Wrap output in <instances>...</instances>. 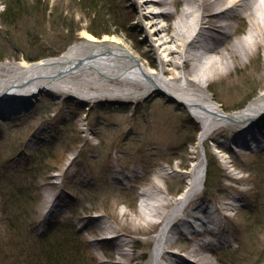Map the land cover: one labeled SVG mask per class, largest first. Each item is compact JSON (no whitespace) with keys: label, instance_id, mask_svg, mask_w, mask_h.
<instances>
[{"label":"rangeland","instance_id":"1","mask_svg":"<svg viewBox=\"0 0 264 264\" xmlns=\"http://www.w3.org/2000/svg\"><path fill=\"white\" fill-rule=\"evenodd\" d=\"M108 1L120 25L111 19L108 9L100 11V0H20L19 8L11 11L10 22L4 23L1 16L7 12L9 0H0V63L60 56L87 33L98 40H121L150 71L163 65L161 59L166 64V53L159 55L152 47L155 43L147 44L140 31L135 4ZM183 6L185 3L177 0L176 5L163 10L179 11ZM93 20L96 32L109 30L111 34L93 35ZM176 20L177 15L161 18L158 26H170L173 34ZM235 20L231 56L228 52L214 55L215 63L211 57L204 59L215 65L214 70L221 67V61L228 65L227 70L222 67L224 71L207 74L205 81L209 93L227 113L244 109L264 91V44L255 42L250 57L239 45L247 32L255 33L254 19L243 13ZM188 31L186 40L193 28ZM177 60L181 69L166 66L173 72L164 78L186 72L193 80L202 72L192 71L191 62L184 68L183 60ZM164 92L134 98L133 102H88L43 92L22 104L15 116L0 114V189L9 201L4 211L0 200V264H47L40 258L42 245L51 243L55 228L67 234L69 222L85 241L81 248L84 264H150L162 218L146 223L141 215L145 204L142 193L149 189L153 202L165 199L169 211L170 204L186 189L194 159L203 155L206 178L209 158L214 157L220 173L215 171L219 178L205 182L193 205H209L218 214V220L207 227L214 235L203 230V220L196 219L192 227L176 225L169 252L160 263L264 264V226L252 223L256 212L264 214V182L255 172L259 167L264 174V139L262 145L255 144L252 135L217 131L198 149L190 142L194 133L198 138L201 125ZM78 134L81 142L76 141ZM228 134L238 138L237 143H232ZM51 150L56 171L44 177L26 172L33 153L43 151L46 156ZM13 182L24 184L17 188ZM53 196L59 208L49 222L43 221V211ZM17 214H22L19 224L15 223ZM198 244L204 247L200 259L192 252Z\"/></svg>","mask_w":264,"mask_h":264},{"label":"bare ground","instance_id":"2","mask_svg":"<svg viewBox=\"0 0 264 264\" xmlns=\"http://www.w3.org/2000/svg\"><path fill=\"white\" fill-rule=\"evenodd\" d=\"M130 1L135 4L134 15L140 31L147 38V44L152 46L155 43V47H152L159 51V55L166 53V64L161 59L163 65H159L157 71H150L144 67L140 57L121 40H98L85 33L80 41L60 56L35 62L23 60L15 64L0 63V99L5 101L0 102L3 108L0 110L6 112L19 104L26 105L38 90L68 94L71 98L88 102H133L134 98L165 90L201 125L196 142L198 149L202 150L205 141L217 131H227L232 136L235 130V133L238 131L243 137L245 133L253 137L258 133L264 136V91L244 109L234 113L225 112L209 93L205 81L207 74L213 75L225 68L227 70L228 65L221 61V67L214 70L215 65H208L210 62L204 60L211 57L215 63L213 57L217 56L214 55L222 52L230 55L234 52L231 45L238 24L235 19H239L243 13L254 19L252 21L256 27L255 33L249 31L240 39L239 45L244 55L250 57L255 42L264 44V0H231L230 3L226 0H182L185 6L179 11L163 10L164 7L176 5L177 0ZM221 5L224 6L218 11L210 12ZM173 15H177V20L174 33L170 34V26L158 25L161 18L169 20ZM190 28L193 31L186 40ZM178 58L183 60L184 68L191 62L192 71L200 69L202 72L193 80L186 72L182 76L164 78L173 72L166 66L181 69ZM232 136L228 134L230 141L237 143L238 138ZM205 160L204 155L194 159L186 189L170 204L169 211L165 210V199L157 198L153 202L149 189L142 193L145 203L141 209L142 218L145 216L146 223L157 217L162 218V227L154 236L155 247L150 264H173L166 259V263H160V259L169 252L174 229L178 224L186 223L192 227L196 219L203 220V230L214 235L207 227L209 222L218 220V214L209 205H193L203 193ZM57 208V197H50L43 211V221L49 222ZM192 252L200 259L204 256V247L198 244ZM208 263L211 262H203Z\"/></svg>","mask_w":264,"mask_h":264},{"label":"trees","instance_id":"3","mask_svg":"<svg viewBox=\"0 0 264 264\" xmlns=\"http://www.w3.org/2000/svg\"><path fill=\"white\" fill-rule=\"evenodd\" d=\"M83 2H90L92 0H80ZM20 3V0H9L8 2V10L7 12H4L3 15L1 16L4 23H8L10 22V20L8 19L9 17H12L14 14H12L11 11H13V8L18 7V4ZM111 2H109L108 0H100L99 3V7H101V5L103 7H101L100 11L108 9V13L111 16L112 20H116L117 24L120 25L119 23V18L118 16H116V14L114 12H111L109 9V4ZM101 4V5H100ZM12 22V21H11ZM96 26L94 24V20L92 21V24L90 25V32L97 36V37H101L105 34H111V32L109 30H105L102 32H96L93 27ZM69 29V28H67ZM76 36H74L70 42L74 41ZM56 55V54H55ZM42 57V56H41ZM3 57H0V60H2ZM36 60V59H34ZM243 107V106H242ZM77 133V132H76ZM81 137L80 134H78L76 141L77 142H81ZM196 142V133H194V137L192 139V141L190 142L191 145L195 144ZM79 144V143H78ZM45 148H47L48 146H44ZM51 149V147H48ZM53 150H51V153H49V155L44 156L45 152H37L36 154H32V165L29 169L26 170V172H32V173H40L38 174V177H44L45 175H49L51 173H53L54 171L57 170V168L52 166V159L55 156L52 153ZM214 159V157H212ZM212 158L208 159V169H207V178H206V182H208V184L214 180V177L216 176L217 178H219V176L215 173V171L220 173V170L218 168V165L216 163V161H214ZM47 159L49 160V164H47L45 166V163L47 161ZM258 170L255 171L257 174H259L260 179L262 180V182H264V174H263V170L256 168ZM22 184H24V182H20ZM20 183L19 182H13V185L16 186L17 188H20ZM0 200L3 204L2 208H4L3 210L5 211L8 208V204L9 201L7 200V196L3 193V188L0 189ZM255 213V212H254ZM254 213H252L251 215L253 216ZM250 215V216H251ZM263 215L262 211L256 212L255 215L253 217H255L254 221L252 222L254 226H264V220H263ZM24 216V214H23ZM22 214H17L14 218H15V223L19 224L21 221ZM13 218V219H14ZM58 226H63L61 224H59ZM68 230H67V234H62L60 232L64 231V229L58 227L55 228L54 231V236H52V241L50 244H44L41 247V251H40V258L42 260H44L45 263L47 264H84V258H83V251L81 250V248L84 246V239L83 236L80 232L77 231V229L74 227L72 222H69V224L67 225ZM64 228V226H63ZM23 251L26 253V251L23 249ZM38 257L39 255L36 254ZM70 257V258H69ZM72 259V261L70 260ZM92 261V260H91ZM93 263V261H92Z\"/></svg>","mask_w":264,"mask_h":264}]
</instances>
